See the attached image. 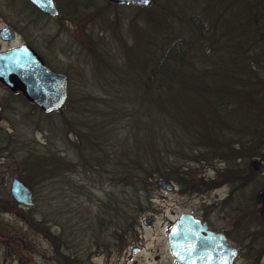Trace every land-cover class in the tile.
Masks as SVG:
<instances>
[{
  "label": "rangeland",
  "instance_id": "374dc122",
  "mask_svg": "<svg viewBox=\"0 0 264 264\" xmlns=\"http://www.w3.org/2000/svg\"><path fill=\"white\" fill-rule=\"evenodd\" d=\"M12 1L6 0V8L11 10L15 5L20 11V19L16 21L20 40L25 39L50 68L66 74L67 97L60 108L44 112L19 94H8L6 88L0 87V264H175L166 241L169 221L181 212L207 213L213 225L220 227L222 224L216 218L220 206L227 207L225 211L230 212L232 220L245 222L246 232L253 231L248 222L253 223L256 213L254 200L264 185V168L258 170L250 163L256 159L264 165V123L252 121L250 114L254 111L246 107L231 114L240 116L243 123L249 121V126L222 128L219 137L207 141H200L204 137L187 127L162 129L163 139L158 146L162 158L159 150L153 155L159 169L172 177L150 184L146 180L149 197L145 199L140 193L142 197L134 208L139 212V222L130 235L120 225L115 230L111 228L114 223H98L95 218V213L103 211L100 199L111 190L113 198L120 189L114 187L115 179L100 170L89 171L82 159L75 162L79 157L72 130L81 125L79 114L86 107L85 94L90 93L98 102L103 91L91 87L102 86L112 89V93L116 91V99L130 98L140 79L143 58L149 54L148 38L151 33L157 36L162 31L156 22L168 6L174 12L180 8L181 17L191 13L190 10L211 17L206 4L201 0H149L146 4L56 0L59 14L50 17L25 0H16L15 4ZM217 13L213 10L212 17ZM240 16H233L231 23L238 22ZM262 29L264 20L255 27L256 34L261 31L263 36ZM253 64L264 76V56ZM109 71H112L111 86L104 76ZM260 96L264 102L262 90ZM223 112L227 113L224 109ZM243 112L248 116L244 117ZM178 133L186 139L192 137L193 145L185 140L175 142L174 135ZM172 149L176 151L171 152ZM43 151L63 155V160L74 162L79 168L75 173L71 171L70 183L64 182L66 190L62 194L66 197L60 206L51 199L59 192L58 187L51 191L44 176L32 174V160L43 159ZM13 177L29 180L26 185L32 191L30 205L10 196ZM161 180L171 185H162ZM74 181L78 188L72 187ZM127 189L131 194L132 189ZM131 201L129 198V205ZM43 215L50 220L37 223ZM123 232L127 237L118 242L116 236ZM254 245L255 240L253 248L242 251L234 264H244L256 251ZM261 263L264 264V255Z\"/></svg>",
  "mask_w": 264,
  "mask_h": 264
},
{
  "label": "trees",
  "instance_id": "16d2710c",
  "mask_svg": "<svg viewBox=\"0 0 264 264\" xmlns=\"http://www.w3.org/2000/svg\"><path fill=\"white\" fill-rule=\"evenodd\" d=\"M201 1L208 7L211 17L194 14L191 10L181 17L180 8L174 12L168 6L156 22L162 31L157 36L151 33L146 43L149 54L143 58L135 93L128 99H116L117 92L112 93V89L91 87L103 91V95L97 102L90 93L85 94L86 107L79 114L81 125L72 130L79 157L75 162L82 159L89 171L100 170L114 178V187L120 188L113 198L111 190L108 196L100 199L103 211L95 213L97 222H112L111 228L115 230L120 225L129 235L139 222V212L134 208L142 195L145 199L149 197L146 180L150 184L172 177L159 169L153 155L159 150L164 127H187L204 137L200 141H207L210 137H219L222 128L249 126V121L243 123L240 116L231 114L242 107L254 111L250 114L252 121L258 119L264 123V102L260 96V90L264 94V76L253 64L259 56L261 59L264 56V35H260L261 31L256 34L255 30V25L257 27L259 21L264 20L263 4L260 7L252 0H230L235 4L244 3L246 13H243L237 6H223L219 0ZM213 10L218 11L215 18ZM239 15L240 20L231 23L233 16ZM111 74L109 71L104 75L109 86ZM242 115L248 116L247 112ZM227 118L231 121L226 122ZM174 136L175 142L185 140L193 145L192 137L186 139L182 133ZM158 152L162 158L161 150ZM41 154L43 159L32 160V174L44 176L51 191L58 187L59 192L51 199L60 206L66 197L62 194L66 190L63 184L70 183L71 171L75 173L79 168L74 162L63 160V155H50L45 151ZM177 168L181 172L180 166ZM18 178L29 184L27 178ZM74 182L72 187L78 188L77 181ZM127 188L132 189L131 194ZM129 198L133 200L130 205ZM56 209L59 213V207ZM49 220L43 215L37 223ZM126 234L118 233L117 241H122Z\"/></svg>",
  "mask_w": 264,
  "mask_h": 264
},
{
  "label": "water",
  "instance_id": "95a60500",
  "mask_svg": "<svg viewBox=\"0 0 264 264\" xmlns=\"http://www.w3.org/2000/svg\"><path fill=\"white\" fill-rule=\"evenodd\" d=\"M41 11L55 15L57 9L53 0H29ZM117 2L132 1L138 4H146L149 0H111ZM0 79L8 81L12 79L15 86L22 93L44 111L59 108L67 95L66 74L47 66L40 55L26 44L0 53ZM12 82V83H13ZM254 168L262 170L264 165L254 159L250 163ZM162 185L169 186L166 180L159 181ZM10 194L17 202L26 205L31 204V192L29 188L17 177L13 178L10 185ZM255 201L261 203V212L264 210V186L256 193ZM196 221L189 213L181 214L171 225L167 233V241L171 254L183 264H229L235 254L231 245L228 247L224 240L219 243H207L201 237H197ZM211 243V245H207ZM221 247L226 254L220 258Z\"/></svg>",
  "mask_w": 264,
  "mask_h": 264
},
{
  "label": "flooded vegetation",
  "instance_id": "af4514ba",
  "mask_svg": "<svg viewBox=\"0 0 264 264\" xmlns=\"http://www.w3.org/2000/svg\"><path fill=\"white\" fill-rule=\"evenodd\" d=\"M26 1V0H25ZM14 4L17 3L16 0L12 1ZM19 3V2H18ZM26 4L31 5L26 1ZM15 6V5H14ZM13 6V9L9 10L6 8V0H0V53L5 52L7 49L20 46L21 44L27 43L25 39L20 40V29L18 26L17 20L20 19V11L16 7ZM32 6V5H31ZM6 9L8 11H6ZM12 79H9L7 82L0 79V87L6 88L8 94L17 95L23 97L26 101L32 104L24 94H22L21 90L15 86ZM18 95V96H19ZM2 115L0 114V118ZM264 186V185H263ZM261 186V187H263ZM29 188V187H28ZM30 189V188H29ZM31 190V189H30ZM31 195H32V191ZM10 194V191H9ZM255 201V200H254ZM222 202V201H221ZM256 202V201H255ZM221 211L216 214L217 220H219L222 226L217 227L213 225V221L211 220L210 215L207 213H192V218L196 221V232L198 233L196 236L201 237L205 243L211 241L212 243H219V241L224 240L227 246L230 244L232 249H234L235 254L232 257L229 264H234L237 259H239L242 251L245 249L253 248V240H255L254 247L256 251L252 253L251 257L244 261V264H262L261 258L264 255V211L261 212L260 203L256 202L253 207V212L256 211L255 215H253V223L248 222V226L253 229V231L246 232L243 227L245 222H237L232 220L231 216H228L230 212L225 211V206H220ZM264 210V209H263ZM184 212L179 213L181 215ZM178 217V216H177ZM177 217L173 218L176 219ZM234 218V217H233ZM172 221H169L168 228L171 225ZM167 228V230H168ZM167 232V231H166ZM167 240V238H166ZM242 240H246L247 242L243 243ZM258 240V242H257ZM262 240V242H261ZM261 242V243H260ZM207 245H211L208 243ZM230 245L228 247H230ZM169 249V248H168ZM248 251V250H247ZM171 254V253H170ZM226 254V250L224 247H221L220 258ZM175 264H183L179 262L172 254L170 255ZM224 259L220 260L218 264H223Z\"/></svg>",
  "mask_w": 264,
  "mask_h": 264
},
{
  "label": "bare ground",
  "instance_id": "6f19581e",
  "mask_svg": "<svg viewBox=\"0 0 264 264\" xmlns=\"http://www.w3.org/2000/svg\"><path fill=\"white\" fill-rule=\"evenodd\" d=\"M219 2H220V4H222L223 6H226V7L234 8V6H237L238 9H240L239 11L246 13L244 10L245 6L241 5V3L240 4L231 3L230 0H219ZM252 2L260 3V4H263V6H264V3H262V0H252ZM240 52H242V51H240Z\"/></svg>",
  "mask_w": 264,
  "mask_h": 264
}]
</instances>
